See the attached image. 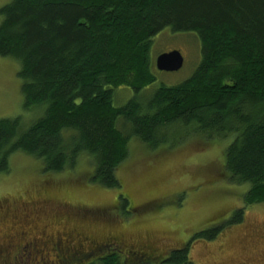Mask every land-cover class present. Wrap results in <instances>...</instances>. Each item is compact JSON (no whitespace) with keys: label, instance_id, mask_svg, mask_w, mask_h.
<instances>
[{"label":"trees","instance_id":"16d2710c","mask_svg":"<svg viewBox=\"0 0 264 264\" xmlns=\"http://www.w3.org/2000/svg\"><path fill=\"white\" fill-rule=\"evenodd\" d=\"M166 28L195 34L200 62L189 79L142 100L139 92L154 82L151 42ZM0 58L18 63L24 109L40 112L29 126L0 119V173L17 153L46 173L73 169L86 156L91 183L120 189L116 172L131 139L156 150L183 132L208 142L231 138L225 178L248 189L230 223H242L245 208L264 206V0H11L0 8ZM118 87L135 94L120 107ZM118 205L124 217L134 214L121 194ZM221 229L196 233L155 259L191 264L192 242L212 241ZM23 232L0 238V264H13L7 248L22 251L14 263L41 264ZM106 243L88 264H126L127 250ZM75 254L59 259L71 264L82 256Z\"/></svg>","mask_w":264,"mask_h":264},{"label":"rangeland","instance_id":"374dc122","mask_svg":"<svg viewBox=\"0 0 264 264\" xmlns=\"http://www.w3.org/2000/svg\"><path fill=\"white\" fill-rule=\"evenodd\" d=\"M10 1L0 0V8ZM195 38L169 28L154 37L149 52L154 82L139 92L140 99H149L160 86H176L191 77L200 62ZM174 50L182 56L181 68L158 71L157 56ZM18 71L17 62L0 58V119L20 118L29 126L40 112L24 109ZM134 95L130 88L118 87L113 104L123 106ZM230 141H202L179 132L172 142L151 150L131 139L128 156L116 172L120 189L91 183L93 167L86 156L73 169L46 173L40 162L17 153L10 158L8 172L0 173V238L24 231L26 241L35 242L32 257L41 264L55 262L58 248L63 255L81 251L75 264H88L110 240L124 244L129 253L123 256L126 264L140 260L159 264L196 233L221 227L214 240L192 242L191 264H264V206L247 207L242 223H230L248 189L225 178L224 152ZM120 194L135 209L128 218L119 208ZM7 249L4 257L17 264L15 257L22 251Z\"/></svg>","mask_w":264,"mask_h":264},{"label":"water","instance_id":"95a60500","mask_svg":"<svg viewBox=\"0 0 264 264\" xmlns=\"http://www.w3.org/2000/svg\"><path fill=\"white\" fill-rule=\"evenodd\" d=\"M182 56L178 51H170L157 56L155 67L158 71L174 72L181 68Z\"/></svg>","mask_w":264,"mask_h":264},{"label":"flooded vegetation","instance_id":"af4514ba","mask_svg":"<svg viewBox=\"0 0 264 264\" xmlns=\"http://www.w3.org/2000/svg\"><path fill=\"white\" fill-rule=\"evenodd\" d=\"M79 235V234H78ZM81 235H83V234H81ZM80 236V235H79ZM72 240V238L70 239V241ZM114 241V240H113ZM108 242H110V241H108ZM115 242V244H116V246L117 247H119L120 249H123L122 248V246L121 245H123L124 246V244L123 243H121V242H119V241H114ZM34 241L32 242V245H34ZM57 253H58V256H56L58 259L54 262V263H59V264H67L68 262L66 261V259H64V261H62V259L60 260L59 258L61 257V252H60V249L58 248L57 249ZM72 254V253H71ZM77 254H79V252H76V254H75V256L77 255ZM66 255H68L69 256V253H67ZM64 256V255H63ZM80 260H81V257H80ZM79 261H76V262H74V263H78Z\"/></svg>","mask_w":264,"mask_h":264}]
</instances>
